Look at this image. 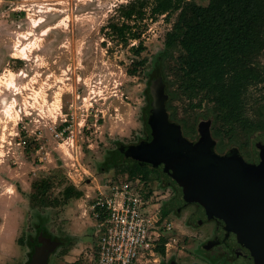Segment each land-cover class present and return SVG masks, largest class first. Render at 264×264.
Wrapping results in <instances>:
<instances>
[{"label":"rangeland","instance_id":"rangeland-1","mask_svg":"<svg viewBox=\"0 0 264 264\" xmlns=\"http://www.w3.org/2000/svg\"><path fill=\"white\" fill-rule=\"evenodd\" d=\"M132 1L138 0H0V199L12 200L6 190L21 179L26 185L32 183L29 193L33 200L41 195L35 210L47 212L51 223L47 229L56 236L67 234L63 218L70 201L62 203V190L73 180L83 188L102 189L104 184L124 179L126 174L118 170L100 172L101 163L108 150L119 144H136L143 138L148 94L157 76L161 75L172 98L167 106L170 121L180 127L187 140H195L200 121L210 123L217 153L230 148L246 151L245 144L254 133L253 129L243 131L236 126L226 134L221 123L213 121L211 103L203 100L200 107H194L201 95L189 100L181 93L178 64L183 52L177 45L166 52L164 46L177 13L169 19L164 15L152 17L153 0H144L149 4L143 20L128 22L134 24L140 39L122 43L111 35L108 24H121L120 10ZM194 1L201 6L208 4V0ZM140 42L144 51L138 56L133 50ZM142 60L145 63L138 65ZM255 64L264 69V51ZM133 70L134 75H129ZM263 114L261 83L249 87L245 94V116L254 125ZM61 130L65 131L64 138L70 139L66 143L56 137ZM154 175L149 174L146 181L158 190ZM45 183L50 189L44 192ZM96 195L95 190L90 198ZM162 195L160 191L155 194V203L161 205ZM15 214L8 219L6 235H0V249L5 254L15 230L12 223L20 214L24 216V210L23 216L22 211ZM187 215L188 210L176 216L165 213L163 219L173 224L166 233L169 246L163 256L156 252L142 264H162L166 258L178 256L181 261H190L197 238L180 233ZM23 225L18 237L21 242L31 234L35 236L34 224ZM91 232L95 243L99 233ZM14 248L15 257L9 264H23L25 246L14 244ZM90 248L82 249L76 257L79 264H89L88 256L95 252V247ZM52 262L62 263L63 259L57 255Z\"/></svg>","mask_w":264,"mask_h":264},{"label":"trees","instance_id":"trees-1","mask_svg":"<svg viewBox=\"0 0 264 264\" xmlns=\"http://www.w3.org/2000/svg\"><path fill=\"white\" fill-rule=\"evenodd\" d=\"M148 4V1L138 0L123 6L120 10L123 22L108 24L111 35L122 43H127L128 39H140L134 24L128 22L143 20ZM173 13H177V17L166 34L164 46L166 52L176 45L183 52L178 64L181 93L189 100L201 95L200 102L194 107H200L203 100L211 103L213 121L220 122L226 134L236 126L243 131L251 130L253 123L245 116V94L249 87L264 83V69L255 64L264 51V0H208L206 6L198 5L194 0H153L150 8L152 17L164 15L169 19ZM133 51L138 56L144 51L141 42ZM144 63L142 60L138 65ZM134 73L133 70L128 74ZM156 80L165 96L168 113L167 106L172 99L167 92L168 86L161 75ZM168 117L170 119L169 113ZM201 122L211 129L210 123ZM118 146L106 152L101 169L107 165L109 170L127 174L130 180L137 177L148 180L154 169L147 164L111 162L116 158ZM48 189V183L43 184L42 191ZM76 195L79 193L73 188H66L64 202ZM40 196L32 201L40 203ZM162 215L165 216V212L162 211ZM164 249L162 245L157 251L162 255Z\"/></svg>","mask_w":264,"mask_h":264},{"label":"water","instance_id":"water-1","mask_svg":"<svg viewBox=\"0 0 264 264\" xmlns=\"http://www.w3.org/2000/svg\"><path fill=\"white\" fill-rule=\"evenodd\" d=\"M159 87L157 81L150 86L152 95L145 114L148 142L120 149L111 162L144 163L156 168L164 185L176 191L170 201L172 208L197 205L195 220L221 216L237 227L254 263L264 264L263 151L258 147L254 150V166L244 164L236 152L218 157L209 126L203 122L198 126L197 138L189 142L180 127L169 122L166 99ZM43 246L34 251L30 264H46L51 249Z\"/></svg>","mask_w":264,"mask_h":264},{"label":"built area","instance_id":"built-area-1","mask_svg":"<svg viewBox=\"0 0 264 264\" xmlns=\"http://www.w3.org/2000/svg\"><path fill=\"white\" fill-rule=\"evenodd\" d=\"M64 133L61 130L56 137L66 143L70 139ZM155 194L149 193L145 182L127 179L97 190L90 206L99 233L95 264H138L153 257L162 244L169 246L165 233L172 226L159 215ZM149 207L155 210L148 212Z\"/></svg>","mask_w":264,"mask_h":264},{"label":"flooded vegetation","instance_id":"flooded-vegetation-1","mask_svg":"<svg viewBox=\"0 0 264 264\" xmlns=\"http://www.w3.org/2000/svg\"><path fill=\"white\" fill-rule=\"evenodd\" d=\"M158 89H160V87ZM151 95L152 93L149 91L148 99L150 98ZM145 121H146V116H145ZM169 122L172 123L170 119ZM199 125L200 123L197 125V135L195 139L198 136ZM145 127L146 125L144 124L143 138L139 139L136 144L118 146L117 150L119 151L120 149L123 150L127 148H132L139 144H146L148 142V136L146 134ZM252 129L254 130V133L250 137V141L248 145L245 144L247 147L246 151H240L237 148H230L225 150L223 153L216 152V143L215 140H212L209 130V136L213 144L214 153L218 157H222L227 153H229L230 151L236 152L244 164L248 166H254L255 165L254 150L255 149L257 150L258 147V149L260 148V150H262L264 154V114H263V118L257 121L253 125ZM188 141L193 142V140H188ZM133 163L138 164L136 162ZM138 165H146V164L143 163ZM149 167L154 169V171L151 172L152 175H154L153 172H155L156 170L157 174L155 173L154 176L155 178L158 177L157 179L159 182L157 183L158 186L156 187L160 192H163L164 199L161 205H159V209H161L165 213L169 211L174 216L179 215L183 210L185 211L188 210V215L186 216L187 223L183 224L184 231H180V233H182L184 237H189L191 239L195 237L197 238L195 243L196 244L195 251L193 252L195 257L191 255L189 262L179 260L180 256H178V258L176 259L166 258L165 262H163L162 264H255L248 250V246H246L244 239L238 236L239 230L237 229L236 226L230 225V223L222 220V217L218 215L208 217V219L203 217L205 219L195 220L194 216L197 214L198 211V207L195 204H188L178 209L172 208L170 205V201L176 196L175 189L170 185L165 186L163 180L161 179L160 172L153 166H149ZM57 242L58 240L55 241L54 239L51 238L49 239L42 238V240L38 242L37 237H29L26 240L25 244L21 242V244L25 246V253L23 254L25 260L23 259L22 263L30 264V262L32 261V256L34 255V251L41 248L42 245H45V248L48 250L51 249L53 246L55 247ZM192 243H194L193 240ZM58 244L60 243L58 242ZM49 258L47 256L46 264H49Z\"/></svg>","mask_w":264,"mask_h":264},{"label":"crops","instance_id":"crops-1","mask_svg":"<svg viewBox=\"0 0 264 264\" xmlns=\"http://www.w3.org/2000/svg\"><path fill=\"white\" fill-rule=\"evenodd\" d=\"M85 122V121H84ZM111 170V169H110ZM109 169H100V172L102 173H107V171H110ZM124 179L130 180L127 174L125 175ZM139 181L142 183H146L148 185V190L149 193L152 195L153 192L156 194L159 193V190H155V187H151L150 183L147 182L146 180H141L140 177H137L135 179H132L130 181ZM21 183L13 184L10 185L9 188L6 190L8 192V195H12L13 198L12 200H6L5 198L0 199V235L3 237V235H6L8 225V219H12V217L15 215L16 212H21L22 211V216H23V210H24V216L21 218V214L17 216L16 220L14 221L13 224H15V230H13V235L11 239H8V246L10 250L5 254L3 253L2 249H0V264H9V262L14 259L15 255L14 252L16 251L14 248V244H20V238L19 233L21 232V225L24 226L23 224H34L32 227L35 231V236L33 237H38L41 236L42 238H51L54 239L55 241L58 240L60 244L55 245L51 248V251L49 252L50 254L48 255L49 258V264H53L52 260L54 256L60 255V257L63 259L62 263L58 264H79L78 263V258H76L78 255H80L83 251L82 249L90 248V247H95V252L93 255H89L88 259L89 264H95V256H96V250H97V244H98V239L94 243V234H92V230L96 233V224L95 221L93 220L91 216V209L90 206L93 204V201L95 199V196L90 198L92 194L94 193L95 195V190L97 191L98 189H101L100 186L96 187H91V188H86V187H81V183L77 180H71L72 184L66 186L62 191V203L67 204L69 201V206H67V209L64 211V220L66 222L64 224H67L65 229H66V235H53L49 230L47 229V224H51L49 222L48 215L44 212L36 211L35 210V203L33 202L31 193L30 191V186L31 184L26 185V181L24 183V180L21 179ZM73 188L75 192L79 193V195L70 197L66 202H64V191L66 188ZM88 189H92L93 193L88 192ZM42 192V191H41ZM43 194V193H42ZM97 196V195H96ZM14 197H17L16 199ZM41 203V202H40ZM159 207V205L157 206ZM156 208V207H155ZM20 210V211H19ZM159 215L162 217V219L165 217L162 215V210L159 208L157 209ZM67 215V216H66ZM70 218L76 219L74 221H70ZM166 221V219H163ZM171 226L173 227V224L171 221ZM26 227V226H25ZM41 228V229H39ZM23 232V231H22ZM43 233L46 235L44 236ZM33 234L29 235L26 240L29 237H32ZM166 235V233H165ZM26 242V241H25ZM25 242H23L25 244ZM39 242V241H38ZM164 243V239H163ZM163 245V244H162ZM161 245V246H162ZM159 246L158 248H160ZM18 247V245H16ZM14 248V250H13ZM91 249V248H90ZM165 250V249H164ZM25 252H23L24 254ZM159 254V252L157 251ZM17 254V253H16ZM85 254V253H84ZM21 254H19L20 256ZM163 256V255H161ZM18 257V256H17ZM84 258V257H83ZM85 259V258H84ZM143 260H140L138 264H142Z\"/></svg>","mask_w":264,"mask_h":264},{"label":"bare ground","instance_id":"bare-ground-1","mask_svg":"<svg viewBox=\"0 0 264 264\" xmlns=\"http://www.w3.org/2000/svg\"><path fill=\"white\" fill-rule=\"evenodd\" d=\"M42 21H39V22H35L34 24H33V27H36V26H38L39 25V23H41ZM46 32H48V28L47 29H45L44 31H43V33H42V35H45L46 34ZM22 50H24V49H22ZM23 54H25V53H23ZM22 59H24V58H22ZM13 84V83H12ZM58 100V99H57ZM12 103V102H11ZM13 104V103H12ZM8 109H10L11 108V105H9L8 107H7ZM8 110L6 109V112H7ZM10 112V111H9ZM8 113V112H7ZM8 115V114H7Z\"/></svg>","mask_w":264,"mask_h":264}]
</instances>
